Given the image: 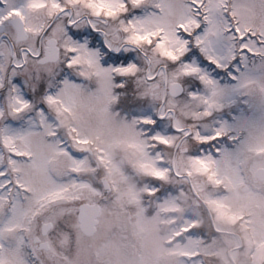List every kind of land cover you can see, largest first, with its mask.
<instances>
[{"label": "snow or ice", "instance_id": "6c2138e0", "mask_svg": "<svg viewBox=\"0 0 264 264\" xmlns=\"http://www.w3.org/2000/svg\"><path fill=\"white\" fill-rule=\"evenodd\" d=\"M0 264H264V0H0Z\"/></svg>", "mask_w": 264, "mask_h": 264}]
</instances>
